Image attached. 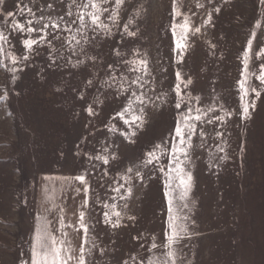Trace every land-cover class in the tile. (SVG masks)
<instances>
[{
  "label": "rangeland",
  "instance_id": "rangeland-1",
  "mask_svg": "<svg viewBox=\"0 0 264 264\" xmlns=\"http://www.w3.org/2000/svg\"><path fill=\"white\" fill-rule=\"evenodd\" d=\"M86 3L89 0H5L0 6V31L8 37L0 54V97L4 98L0 99V264H30L36 217L45 214V189L64 208L66 221L76 224L83 193L75 194L74 188L82 185L71 178L85 169L92 170L87 177L90 235L98 246L90 256L86 253V264H149L160 258L166 252L171 198L177 223L187 231L174 246L183 264H264V85L251 78L261 95L249 93L247 99L255 100V110L250 109L251 119L241 120L236 83L253 31L250 68L258 75L264 63L255 57L264 47V5L259 0H178L181 15L173 17V0H124L119 7L116 0H99L104 27L95 28L87 15L88 27L77 18L81 11H93L83 7ZM215 8L220 9L218 14ZM7 12H12L11 18ZM209 13L212 23L199 33L189 32L181 59L173 50L172 25L177 24L179 35L185 16L195 28ZM11 20L25 27L31 20L35 28L49 23V28L32 34L13 32ZM52 22L59 28L53 29ZM41 36L45 39L39 42ZM24 39L38 40L30 54L23 47ZM25 54L28 60L23 59ZM10 55L16 56V63ZM139 59L147 61V75L143 69L129 70ZM177 72L192 81L186 89L181 86L186 95L180 109L175 107L173 91ZM138 77L142 86L131 84ZM121 85L126 91L118 95ZM133 92L145 95L146 122L132 138L135 142L129 143L108 127L115 124L126 130L116 113ZM209 106L218 111L208 117H224L221 106L233 115L224 123L197 122L187 165L192 182L186 208L181 207L184 201L178 190H169L165 197V175L152 166L143 170V181L132 180L130 197L121 199L112 191L124 183L120 177L126 169L139 163L154 145L168 141L171 147L180 115ZM89 107L95 115H88ZM105 146L116 160L103 165L87 159L85 154L94 156ZM161 164H168L167 156ZM105 202L121 212L119 227L105 223L104 213L110 210ZM58 218V210L48 214L53 231L59 227ZM65 231L78 250L83 232ZM153 239L158 247L149 252Z\"/></svg>",
  "mask_w": 264,
  "mask_h": 264
},
{
  "label": "snow or ice",
  "instance_id": "snow-or-ice-1",
  "mask_svg": "<svg viewBox=\"0 0 264 264\" xmlns=\"http://www.w3.org/2000/svg\"><path fill=\"white\" fill-rule=\"evenodd\" d=\"M5 0H0V6L4 4ZM103 3H108V0H102ZM211 3V0H208ZM227 2V0H225ZM124 3V0H116V6L119 7ZM177 3L178 0H173V17L181 15L180 12L177 11ZM261 5H264V0H259ZM91 7L93 11L85 13L83 11L79 12L77 18L80 23L85 27H88L85 24V16L87 15L90 20L91 26L95 28H103L104 25L100 23V14L101 8L99 0H89V3L83 5L84 8ZM51 7V5H49ZM197 7H203L202 4H198ZM108 9H103V11H107ZM31 12V10H28ZM214 11L218 14L220 12L219 8H215ZM23 14V12H21ZM6 15L11 18L12 12H7ZM71 15V13H68ZM61 20L63 17L60 18ZM28 27H25L24 24L20 23L17 20H11V30L13 32H26L28 34H32L33 32H44L49 28V23H44L42 28L32 27L33 21H27ZM75 23V21H73ZM212 23V14H208V18L203 22L200 27L192 28L189 18L187 16L184 17V22L179 24V28L181 29L180 34L177 35V24H173L171 31L173 35L174 41V52L177 53L179 57H183L184 51L187 48V37L189 32L199 33L202 27H205ZM51 27L53 29L59 28V24L56 22L51 23ZM256 28H261V23L257 21ZM70 31V29H66ZM129 36H134V32H128ZM252 38L247 41V47L244 49L242 53L241 63L242 69L240 72V79L236 82L238 91L240 94V111L237 113L241 120H249L251 119V112L255 110V100H248L249 93H254L256 98H259L261 95L260 90L257 87L253 86L251 83V78L255 76V79L260 82L261 85H264V63H261L259 66V74L257 75L252 68H250V60L252 59L250 53L252 50L253 39L256 37V32H252ZM45 37L41 36L39 38V42H42ZM8 42V37L4 34L3 31H0V54L4 52L3 44ZM38 40L36 39H24L22 41L23 47L27 53H31L33 51V45L37 44ZM79 44L80 41L77 40ZM255 57L258 60H264V47L260 48L258 52L255 53ZM10 60L14 64L17 62V58L15 55H10ZM24 60L29 59V55H23ZM181 61H178V63ZM0 63H3L0 60ZM125 63H129L125 61ZM130 71L140 72L142 69L144 71V75H147V61L143 59H139L134 62ZM111 68V65H109ZM115 80V77H112ZM141 78H137L131 81V84L142 86L139 81ZM107 83V81H105ZM192 83L191 79L184 80L180 72L176 73V85L173 89L176 95V103L175 107L177 109L181 108L182 103L184 102V95L186 93H182V85L183 88H187ZM89 86H92L93 82L91 80L88 81ZM126 89L123 85L120 86V90L118 95L123 94ZM134 97V99L132 98ZM132 97L128 99V103L125 104L122 110L116 113V117L123 122L126 130H118L115 124L108 127L109 132H117L119 131V135L124 138L125 141L129 143H134L135 141L132 139L136 136L137 130L142 129L145 124V114L144 108L146 107L145 95L133 92ZM0 99H4L0 97ZM158 99H162V97H158ZM191 99V97L189 98ZM198 100V98H197ZM193 111L195 115H193ZM218 111L214 106H209L207 109H201L196 107L194 109H190L188 112H185L183 115H180L176 121V126L174 128V135L171 137V147H168V141H164L163 143H159L154 145V147L144 154L143 159L134 164L132 167H128L126 171L121 175L120 179L124 181V183L120 184L112 188V191L116 192L121 199H126L132 195V180L138 179L143 181L144 179V169H148L149 166L154 167L157 171L163 173L165 175V197H169V190H178L180 193V200L184 201L181 207H187V196L191 190V182L192 175L189 171H187V165L191 163L190 152L193 149L194 145L192 142V137L197 134V122L203 125L205 122L208 124H212L215 121H219L220 123H224L225 118H231L233 115L232 112H229L221 106L219 111L224 112V117L221 116H212L208 117L209 113H213ZM87 113L89 116H93L96 113L89 107L87 109ZM116 117H113L115 119ZM205 117H208L205 120ZM199 136L201 141L204 140L205 133L201 128L199 132ZM217 136H221L220 133H217ZM218 150L223 152L224 149L218 146ZM107 153V154H104ZM87 159L92 161L101 162L103 165H109L110 160H116L117 156L115 153H110L108 150V146H105L102 152L92 156L85 154ZM167 156L168 164L162 165L161 161L163 158ZM221 157L220 159H223ZM95 168V165H93ZM92 174L91 169H85L83 174L77 175L71 178L74 182H79L81 187H75L74 192L76 195H80L83 193V199L80 201L78 211V220L76 224H72L69 221H66L64 216V208L60 207L55 203L54 193L52 195L49 194V190L45 189L43 191V200L42 203L45 205L44 207V215H38L36 217L37 224L35 228L34 235L32 237L31 243V260L30 264H86V253L90 256L92 250L97 248L98 246L95 243V240L90 235V230L92 228L91 221V213L89 211V193H90V184L87 179ZM104 175H107V172H104ZM127 185V187H125ZM72 187V185H69ZM123 189V192H121ZM115 199V197H112ZM174 198L168 199V225H169V233L166 234V243L163 244V248L166 249V252L161 254L160 258H153L149 261V264H183V261L179 259L178 249L174 246L178 244L180 239H183L185 235H187L186 228L180 226L177 223L179 217L174 213ZM104 207L106 209H110L109 211H105L104 213V221L106 224L110 225L113 228H117L120 226V218L121 212L116 211V205H109L107 202L104 203ZM127 207V205H125ZM59 211V227L54 231L50 228L51 221L48 219V214H51L55 211ZM112 217H116L115 220ZM128 219H135L134 217L129 216ZM72 229L76 232H83L82 242L79 245V248L73 247L71 240L68 238L69 234L65 229ZM58 233V235L56 234ZM87 246V247H86ZM157 244L153 239V243L149 248V252L153 249H157ZM28 264V262H25Z\"/></svg>",
  "mask_w": 264,
  "mask_h": 264
}]
</instances>
